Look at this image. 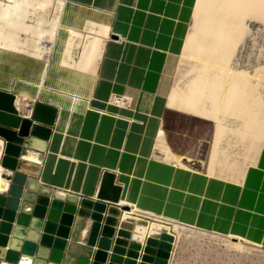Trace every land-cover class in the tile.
I'll use <instances>...</instances> for the list:
<instances>
[{
    "label": "crops",
    "instance_id": "1",
    "mask_svg": "<svg viewBox=\"0 0 264 264\" xmlns=\"http://www.w3.org/2000/svg\"><path fill=\"white\" fill-rule=\"evenodd\" d=\"M38 1L33 10L26 8L27 68L19 57L13 74L0 76V90L23 107L40 103L57 110L40 184L119 200L173 225L264 248V127L259 142L250 141L254 148L246 160L236 161L211 140L201 147L198 168L189 164L188 153L181 158V148L159 154L168 120L166 75L185 51L199 0ZM50 33L60 45L54 73L40 60V37ZM90 33L74 57L75 42ZM13 77L18 81L12 83ZM45 91L71 99L73 106L81 101L83 108L42 101ZM113 98L132 100L134 110L109 104ZM173 245L169 264H185L178 240Z\"/></svg>",
    "mask_w": 264,
    "mask_h": 264
},
{
    "label": "water",
    "instance_id": "2",
    "mask_svg": "<svg viewBox=\"0 0 264 264\" xmlns=\"http://www.w3.org/2000/svg\"><path fill=\"white\" fill-rule=\"evenodd\" d=\"M31 110V113L28 112ZM57 110L26 108L0 90V261L9 264H169L174 235L147 233L121 201L84 198L40 184ZM157 224L152 226L156 228ZM235 240V237H232Z\"/></svg>",
    "mask_w": 264,
    "mask_h": 264
},
{
    "label": "bare ground",
    "instance_id": "3",
    "mask_svg": "<svg viewBox=\"0 0 264 264\" xmlns=\"http://www.w3.org/2000/svg\"><path fill=\"white\" fill-rule=\"evenodd\" d=\"M38 2V0H0V18L6 19L11 13L16 16L19 11L24 13L26 8L33 10ZM193 23L199 37L200 50L206 49L209 52V59H215V62L210 64L211 74L206 76V72L202 73L191 82V86L181 98H176L177 96L173 94L169 96L168 120L160 132V137H168L174 145L179 143L181 158L188 153L189 164L198 168L202 163L200 156L203 155L201 151L203 144L211 140V143L215 141L216 146L222 139L225 140L228 137L227 134L235 140L236 135L238 138H255L257 129L264 125L260 118L261 115L259 116L250 84V80L259 79V76L264 75V67L252 72L240 71L235 68L233 60L239 47L250 36V29H254L252 26L257 24L264 28V0H199ZM56 41L57 37L50 33L41 36L39 42L40 60L43 65H49L52 68L51 73L58 70L59 66L60 45L55 47ZM191 43L192 38L190 37L184 52L188 51ZM90 52L92 49L89 50ZM51 55L52 57L48 59ZM16 65L5 68L0 64V76H11ZM205 82L208 87H204ZM45 86L49 87L47 84ZM18 93L29 95L23 89H20ZM46 95L45 91L41 97L42 101L64 108L80 111L84 105L78 101L73 106L69 98L54 94ZM226 119H232L235 123L239 122L238 127L230 128ZM169 126L177 130L181 128L184 132L183 134H177L178 131L171 132ZM227 131L228 133L225 134ZM2 144L0 140V156ZM194 147H197L198 151L192 149ZM7 187L6 180L0 175V192H5ZM153 224H157L156 228L152 226ZM145 227L147 233L167 228L168 232L175 237L174 243L178 240L179 226L177 224L168 226L158 222H148V226ZM235 240L237 241L235 246L241 249L243 245L240 239L235 238ZM0 264L9 263L0 261Z\"/></svg>",
    "mask_w": 264,
    "mask_h": 264
},
{
    "label": "rangeland",
    "instance_id": "4",
    "mask_svg": "<svg viewBox=\"0 0 264 264\" xmlns=\"http://www.w3.org/2000/svg\"><path fill=\"white\" fill-rule=\"evenodd\" d=\"M17 13L16 16L11 13L6 19L0 18V64L5 68L11 65V68L19 62V57H22V64H25L23 69H26V64L29 61H27V55L24 54L28 50H26L27 42L24 41L26 36L23 34L28 24L29 11L27 10L24 13L19 11ZM54 14L55 9H52L48 15V19L52 20ZM192 26L190 33L192 43L188 51L180 56L175 66L166 75L168 99L172 94L175 97L177 96L176 98H181L187 92L188 87L191 86V82L196 80L202 73L206 72V76H209L211 74L210 64H214L215 62V59H209V52L206 49L200 50L199 37L194 23ZM252 27L254 29H250V36L239 47L233 59L235 68L240 71L252 72L255 69L264 67V28L257 24ZM91 36H93L92 33L89 36H84V39L81 41L77 40L75 42L78 46L74 57L80 55L82 47L90 39L88 37ZM19 49H21L20 53L22 55H18ZM3 71L5 73V70ZM17 81L16 77L12 78V83ZM250 84L253 89L254 101L258 106L259 116L261 115L260 118L262 124H264V75L259 76V79L250 80ZM204 87H208L206 82L204 83ZM180 116L181 118H185L182 115ZM227 124L229 127L231 126L230 128H236L239 122L235 123L230 119ZM262 127L264 126L261 125L257 129L255 138H238V135H236L235 140L230 134H227L228 131L225 132L228 137L230 136V139L227 137L225 140L222 139L220 143L225 148L226 154L228 153L236 158V161L246 160L248 157H251L253 152L251 148H254V146L251 145L250 141H252V144L259 142L262 135ZM169 130L174 133L178 131L177 134H183L184 132L181 128L177 130L171 126H169ZM175 145L168 137H162L159 142V154L168 156L172 147L181 148L179 143H175ZM247 146L250 148L248 151L244 149ZM178 230V250L184 253L185 264H264V248L261 246L253 245L240 239L243 247L238 249L235 246L237 241L231 237L219 236L181 226H179Z\"/></svg>",
    "mask_w": 264,
    "mask_h": 264
},
{
    "label": "built area",
    "instance_id": "5",
    "mask_svg": "<svg viewBox=\"0 0 264 264\" xmlns=\"http://www.w3.org/2000/svg\"><path fill=\"white\" fill-rule=\"evenodd\" d=\"M109 104L117 106L123 110H129V111H133V102L130 99L127 98H113ZM29 114L31 113V110L28 112ZM123 203H121L122 205ZM124 205V204H123ZM128 206L130 208L129 212H126V216H128L130 219H145L147 220L149 223H153V222H158L161 223L163 225H168L171 226L172 223H169V221H164L163 219L157 218V217H153L147 214H141L136 212L135 208H132V206L129 205H125Z\"/></svg>",
    "mask_w": 264,
    "mask_h": 264
}]
</instances>
